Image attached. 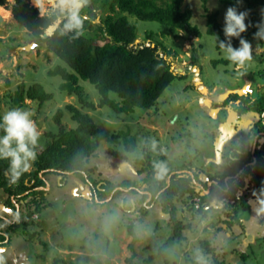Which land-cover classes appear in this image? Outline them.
I'll return each mask as SVG.
<instances>
[{
  "label": "rangeland",
  "instance_id": "rangeland-1",
  "mask_svg": "<svg viewBox=\"0 0 264 264\" xmlns=\"http://www.w3.org/2000/svg\"><path fill=\"white\" fill-rule=\"evenodd\" d=\"M29 1L42 14L54 11L48 0H45L44 5L47 10L38 7L37 0ZM14 4L12 1L8 9L3 7L8 11L0 9V118L13 108L30 112L40 132L36 147L39 148L45 145L46 132H58L54 117L59 110L64 111L62 122L69 130L77 127L67 108L68 105H74L90 114L96 125L104 131L105 139L97 154L87 163L90 169L85 174L87 179L78 176L72 179L73 188L79 189L76 191L77 196L84 195L83 200L86 199L83 208L78 206L79 202L72 190L64 192L63 188L53 184L52 190L45 191L44 195L29 196L30 191L26 192L23 201L17 199L18 204L11 198L9 205L14 210L11 209L8 216L13 224L4 223L10 241L3 244L8 248L10 260H5L7 262L4 264H95L83 262L81 258L86 256H93L102 264H198V256H202L207 264H264V212L259 211L261 200L255 197L256 189L248 183L249 178L246 187L238 189L236 201L229 189L222 193L215 190L212 194L213 189H207V184L215 176L237 177L236 170L227 164V153L235 145L244 146L242 132L239 135L236 132L231 139L223 142L220 148L223 152L215 154L216 125L225 119L224 114L228 110L222 109L219 112L215 105L223 101L213 103L212 98H221L220 93L231 90L224 96L225 101L238 95L233 89H240L243 94L239 95L241 98H238V102L245 99L254 102L264 93V45L260 40L246 39L252 45L253 58L245 66L237 67L231 62H225L228 60L226 55L217 48L215 37L208 34L207 15L217 14L218 22L224 28V18L229 7L219 0H184V6L188 5L194 10L192 24L199 28L200 37L183 31L169 33L164 24L129 16L130 22L137 26L136 44L144 41L150 44L148 36L152 34L160 51L165 47L170 53L164 56L171 64V70L183 78H176L153 107L136 108L130 114H117L108 106L88 109L80 104L77 97L69 96L60 89L63 79L48 73L59 65L68 67L67 63L48 52L45 45L38 44L27 29L14 20ZM236 9L248 14L244 2H240ZM94 14L95 23H99L101 12L96 10ZM59 22H56V27ZM31 42L38 45L30 51L19 50V47ZM22 83L27 87L40 83L54 98L43 105L29 99L18 105L14 97ZM80 85L89 96V101L99 105L101 96L95 86L84 80H80ZM200 86L211 90L218 86V94L208 92V89L204 91L206 94H202L200 90L203 91V87ZM110 97L119 103L122 101L115 93H111ZM235 102L229 105L235 107ZM214 114H219L216 119L218 121L212 118ZM261 116L258 113L253 123L243 129L244 132L250 131ZM254 138L246 141L247 144H255ZM128 143L134 146V151H128ZM259 144L264 150V136ZM146 154L154 164L163 161L175 168H187L182 171L197 175L206 183L203 190H197L195 196L202 198L201 212L192 204L195 198L186 196L174 199L175 218L185 227L180 237L175 235L176 225L171 215L163 212L159 204L147 203L148 212L142 211L145 204L140 194L125 190V194L123 192L116 197L111 193L113 197L107 201L103 200L104 196H99L103 198L99 200L94 194L96 185H91L94 181L120 183L122 179H144L146 174L141 172L143 165L138 161L145 159ZM34 169L32 164L27 173L13 182L16 183L9 193L0 189V203H3L0 208L7 206L8 197L18 196L16 191L20 181L27 180L28 174ZM132 169L137 171V175H134ZM235 183L236 180L231 185ZM62 194H65V198L61 197ZM123 196L125 203H122ZM66 200H70L67 206ZM33 202L41 207H36L37 204ZM232 204L234 207L231 208ZM19 206L22 211L18 213L15 208L18 210ZM235 216L239 222L230 226ZM130 225L138 237L133 250L130 247L133 240L129 232ZM1 238L3 236L0 232Z\"/></svg>",
  "mask_w": 264,
  "mask_h": 264
},
{
  "label": "trees",
  "instance_id": "trees-1",
  "mask_svg": "<svg viewBox=\"0 0 264 264\" xmlns=\"http://www.w3.org/2000/svg\"><path fill=\"white\" fill-rule=\"evenodd\" d=\"M219 1L225 6L235 8L239 6L240 2H244L248 8L245 20L248 25L247 31L242 33L240 38H233L232 46L238 48L240 46L239 39H254L255 33L258 31L257 25L264 22V0ZM3 7L9 8L8 0H0V9L8 11ZM96 10L101 12L99 23H95L94 13ZM12 12L14 20L27 29L38 44L45 45L48 52L55 54L67 63L68 67L59 65L48 73L50 76H60L63 79L64 82L60 86L62 91L69 96L77 97L80 104L88 109L96 110L97 107L108 106L117 114H130L136 108L153 107L176 78H183L171 70V64L164 56V54L169 56L170 53L165 47H163V51H160V46L153 41L152 34L148 36L150 44L145 41L136 44L138 40L137 26L130 22L129 16L141 21L164 24L168 27L169 33L177 34L178 31H183L194 37L201 36L199 28L192 24L194 10L188 5L184 6V0H90V4L81 13L88 19L84 23V34L78 39L74 38V32L63 31V18L55 10L42 14L40 9L34 7L29 0H15ZM207 19L208 34L217 36L220 41L226 42L224 28L218 22L217 14H209ZM59 20V26L56 29V22ZM45 32L54 33L47 38H42ZM260 42L264 45V40H260ZM217 48L220 50L218 42ZM225 62L229 63L230 61L225 60ZM80 80L88 81L95 86L101 96L99 105L89 101V96L85 94ZM198 85L201 83L198 82ZM202 90L205 91L204 87ZM111 93L117 94L122 101L119 103L112 99ZM239 97V95H234L223 101L222 104L215 106L216 108L227 106ZM53 98V94L46 92L40 83L29 87L22 83L15 93L14 102L22 105L26 99H29L43 105ZM243 101L244 104L237 107L240 114L264 113V93L254 102L249 99ZM67 108L72 113L71 118L77 123V127L69 130L62 122L64 111L59 110L56 113L54 120L58 126V132L45 133L47 138L45 145L35 149L37 152V158L33 163L35 169L28 174L27 180L20 181V187L16 191L18 195L28 191H30L29 196L44 195L45 190L35 188L46 187L43 178L47 174L60 176L61 182H65L70 174L86 178L85 174L90 170L87 168V163L92 156L97 154L105 139V134L102 128L96 125L90 114L82 112L74 105H68ZM2 135L3 131L0 130V136ZM131 143H128L127 149L132 152L134 146ZM240 150L243 153L233 151L228 154L231 156L229 163L232 169L236 168L237 172L242 171L240 178L232 186L233 180L226 182L227 176L223 175L219 177V183L213 186V191L217 190L222 193V188L229 189L234 198L238 189L244 187L245 177L248 176L256 188V197L264 201V160L259 151L253 154L242 148ZM254 157L258 159L255 164H253ZM138 163L143 165L141 172L146 174L144 179L140 181L127 179L120 183L90 182L91 185H96L94 194L98 197L104 196V199L99 197V200H105L111 193H114L113 196L116 197L128 188H132L131 192H136L133 188H138L137 191L145 189L152 195L151 204H159L163 212L171 215L176 225L175 235L180 237L185 227L181 226L175 218L174 199H183L186 196L191 199L195 198L199 191L197 183H200L197 175L182 171L188 170L187 168L180 169L167 165V174L163 179L158 180L155 164L148 154ZM8 167L9 161L0 160V189L6 193H9L12 185L16 183H13L14 181L8 175ZM147 198L146 194L142 196L141 200L145 201ZM234 200H237L236 197ZM33 204H37L38 208L41 207L38 203L33 202ZM230 207L232 208L234 205L232 204ZM190 208L193 207L190 206ZM200 208L202 207L200 206ZM200 208L199 212L202 211ZM142 211L148 212L146 207H142ZM236 222H239V219L235 216L229 225L232 226ZM129 232L133 236L130 243L133 250L138 237L132 225L129 226ZM4 240L5 236L1 238L0 242ZM207 248L212 251L208 245ZM154 258L151 257V259ZM81 260L85 263L102 264L99 259L93 256L82 257Z\"/></svg>",
  "mask_w": 264,
  "mask_h": 264
},
{
  "label": "clouds",
  "instance_id": "clouds-1",
  "mask_svg": "<svg viewBox=\"0 0 264 264\" xmlns=\"http://www.w3.org/2000/svg\"><path fill=\"white\" fill-rule=\"evenodd\" d=\"M48 3L62 16L64 32H74V38L77 39L84 34V23L88 18L81 13L90 4V0H48ZM37 5L42 10H47L44 6L45 0H37ZM246 18V12H238L235 7H229L226 10L223 29L226 42L220 41L215 36L226 58L237 67L245 66L253 58L252 45L246 39H239L238 48H234L231 43L233 38H240L241 34L247 31ZM257 28L254 39L264 40V22L257 25ZM0 130L3 131V135L0 136V160L9 161L8 175L15 181L27 173L35 162L37 158L35 149L40 132L32 119V114L21 108H13L3 114L0 118ZM153 148H155V142H153ZM154 168L158 180L163 179L167 174V164L163 161L155 163ZM260 203L259 211L264 212V201ZM197 259L198 264H207L202 256H198ZM0 264H4L3 258H0Z\"/></svg>",
  "mask_w": 264,
  "mask_h": 264
},
{
  "label": "crops",
  "instance_id": "crops-1",
  "mask_svg": "<svg viewBox=\"0 0 264 264\" xmlns=\"http://www.w3.org/2000/svg\"><path fill=\"white\" fill-rule=\"evenodd\" d=\"M262 50H264V48L262 47ZM207 88V87H206ZM208 89V88H207ZM218 89H219V87L218 86H214L213 88H212V90L209 88L208 89V92H213L214 94H218ZM250 90H251V93H252V90H253V86H251L250 87ZM231 90H228V92H230ZM234 93H238L239 95H242L243 93H241V91H240V89H233L232 90ZM217 92V93H216ZM227 92V93H228ZM227 93H220V94H222L221 95V98H218V97H216V99H213L212 98V102L213 103H219V101H224V99H225V95L227 94ZM219 96V95H218ZM239 102H237V104H238ZM236 105V104H235ZM228 107V108H227ZM226 108L225 107H218V108H215V109H219V112L222 110V109H226V110H228V112L226 113V114H224V117H225V119H223V120H221V121H219L218 122V124L216 125V129H215V142H214V145H215V148H214V145H212V148H214V151H215V154L217 155V154H219V153H222L223 152V149L221 150L220 148H222L221 146H222V144H223V142L224 141H226V139H231V137H233V135H235L236 134V132H238V135H239V133L240 132H244V128H246L247 126H249V125H251V123H253V121L256 119V117L258 116V113H256V112H248L247 114H244V115H242L241 117L240 116H238V114H237V111L235 110V107L232 105H228ZM207 109H210V108H208L207 107ZM219 115V114H218ZM218 115L216 116L215 114H214V116L212 117V116H210V117H212V118H214L215 119V121H218V120H216V119H218ZM221 115V114H220ZM230 116V118L228 117V116ZM244 129V130H243ZM261 135L262 136H264V132H261ZM257 139H258V137L256 136V138L254 139V143L256 144V142H257ZM230 143H232V142H230ZM254 144V145H255ZM251 145V144H250ZM253 146V145H252ZM223 147H224V145H223ZM218 158H219V156H218ZM220 158H221V156H220ZM215 159V158H214ZM219 160V159H218ZM129 163H131L133 166H135L134 164H133V162H131V161H129V160H127ZM128 167V166H127ZM135 169H132V171L134 172V175H137V171L135 172L134 171ZM139 170V169H138ZM123 171V170H122ZM121 171V172H122ZM124 172H122V174H123ZM139 174V173H138ZM47 176H49V177H47ZM56 174H47L43 179H44V181H45V183H46V187H40V189H42V190H45L46 192H49V191H51L52 190V184L53 185H55V186H57V187H61V188H63L64 189V192H70V190H72L71 192H73V194H74V196H75V199H76V201L77 202H79L78 203V206H81L82 208H83V205H84V203L86 202L85 200H83V196L84 195H81V196H77L78 194L76 193V191L78 192V187L75 189V188H73L74 186L71 184L72 183V179L75 177V178H77L76 177V175H71L70 174V176L69 177H71V179H67L68 180V186H67V180L64 182L65 183V185H63L62 183H61V180H62V178H60L59 176H57ZM60 180V181H59ZM123 180H127V179H122V181ZM129 180H133V179H129ZM75 181V180H74ZM121 181V182H122ZM199 181H201V182H203V180H200L199 179ZM111 182V181H110ZM112 183H114V182H112ZM213 183V182H212ZM61 184L63 185V186H61ZM198 185V188L200 187V188H203V185L201 184V183H197ZM214 184V183H213ZM60 185V186H59ZM208 185H209V189L208 190H211V188H212V186H211V182L210 183H208ZM199 188V189H200ZM37 189H39V188H37ZM133 189H135L136 190V192H131V193H135V195L136 194H140L141 196V199H142V196L143 195H148V198L144 201V204L145 205H143V207H146V209H149L148 208V206H146V204L147 203H151V200H152V195H149L148 193L149 192H147V191H145V189H140V190H138L137 191V189L138 188H133ZM49 190V191H48ZM123 190V189H122ZM125 190H127V191H132V188H128V189H125ZM125 190H123V192H124V194L126 193V191ZM4 194V193H3ZM25 194V193H24ZM24 194H19L18 196H17V198H15V197H8V201H7V206L5 205L3 208L1 207L0 208V232H1V234H2V236H4L5 235V237H6V239L4 240V241H2V242H0V251H2V253H1V255H0V258H3V260H4V262H7V261H5V260H10V259H8L9 257H8V254H9V252H7V250H8V248L7 247H5L3 244L5 243V242H9L10 241V238H9V236L7 235V232L5 231V228L6 227H4L5 226V224L4 223H8V224H13L12 222H11V218H9V216L8 215H10V212L12 211V210H14V209H12L11 207H10V205H9V201H10V199L12 198L15 202H16V204H18L19 203V200L17 201V199H20V200H22L23 201V196H24ZM123 194V193H122ZM63 196H61V197H64L65 196V194H62ZM113 195H114V193H113ZM60 197V198H61ZM113 197V196H109L107 199H105L106 201L107 200H109V199H111V198ZM65 198V197H64ZM64 198L62 199V200H64ZM123 199H122V203L124 202L125 203V196H123L122 197ZM82 199V201H80ZM127 200V199H126ZM68 201H70V200H66V202H65V206H67V202ZM84 202V203H83ZM141 202V201H140ZM1 203H2V201H1ZM0 203V205H3V203L1 204ZM152 204H156V203H152ZM122 206H125L124 204L122 205ZM12 209V210H11ZM15 210L19 213V212H21L22 211V208L19 206L18 207V210L15 208ZM3 222H2V221ZM4 229V231H3V229ZM12 229V228H11ZM9 238V239H8ZM3 248V249H2ZM8 253V254H7Z\"/></svg>",
  "mask_w": 264,
  "mask_h": 264
},
{
  "label": "flooded vegetation",
  "instance_id": "flooded-vegetation-1",
  "mask_svg": "<svg viewBox=\"0 0 264 264\" xmlns=\"http://www.w3.org/2000/svg\"><path fill=\"white\" fill-rule=\"evenodd\" d=\"M238 94V93H237ZM239 95V94H238ZM235 101H237L238 102V99L237 100H235ZM237 102H235V103H237ZM244 101L242 100V102H239L236 106H235V110L237 111V114H238V116H242V115H244V114H247V113H244V114H240L239 112H238V109H237V107H239L241 104H244L243 103ZM228 106V105H227ZM227 106H223V107H227ZM262 116H261V118H259V120H257L256 121V123H254V126L250 129V131H246V132H243L242 133V135L244 136L243 137V145L244 146H238V145H235L234 147H232L230 150H229V152L227 153V164L229 165V167L232 169V167H231V165H230V163H229V158H231V156H229L228 154L229 153H231V152H233V151H235L236 153H243L242 152V150H240L241 148L243 149V150H245V151H249V152H252L253 154H256V152L257 151H259L260 152V155H261V157L263 158V160H264V150H262L261 149V147H259L260 146V139L263 137L262 135H261V132H264V130H263V128H264V113L263 114H261ZM262 126V127H261ZM256 136L258 137V139H257V142H256V144L254 145V144H251V145H249V144H247V142L246 141H248L251 137H255L256 138ZM254 138V139H255ZM254 139H253V141H254ZM253 145V146H252ZM258 162V159H257V157H254V162H253V164H255V163H257ZM232 170H236V168H233ZM241 172L242 171H240V172H237L236 171V175H237V177L236 178H232L230 175H226L227 177H226V179H225V181L226 182H228V181H231V180H236V182L238 181V179L240 178V174H241ZM221 176H223V175H220V176H215V177H213L212 178V181H211V183L213 182L214 184L212 185V189H213V186L214 185H216V184H218L219 183V177H221ZM215 178V179H214ZM228 178L230 179L231 178V180H228ZM247 178H249V184H253L254 185V183L250 180V177H245V185H244V187L243 188H245L246 187V184H247ZM198 179H199V177H198ZM200 183L204 186V185H206V183H202L201 181H200ZM210 183V182H209ZM236 184V183H235ZM207 189H209L210 187H209V185L207 184ZM255 187V186H254ZM200 188V187H199ZM204 188V187H203ZM203 188H200L199 190L201 191V190H203ZM256 189V188H255ZM222 190H225V189H223L222 188ZM227 190V189H226ZM95 191V190H94ZM204 191H206L205 189H204ZM213 191V190H212ZM95 193V192H94ZM257 193V192H256ZM212 194V193H211ZM95 196H96V194H95ZM255 197H256V195H255ZM257 198V197H256ZM257 199H259V198H257ZM260 200V199H259ZM201 201H202V198H201ZM262 201V200H261Z\"/></svg>",
  "mask_w": 264,
  "mask_h": 264
},
{
  "label": "water",
  "instance_id": "water-1",
  "mask_svg": "<svg viewBox=\"0 0 264 264\" xmlns=\"http://www.w3.org/2000/svg\"><path fill=\"white\" fill-rule=\"evenodd\" d=\"M9 2H15V0H8ZM59 26V25H58ZM58 27H56V29H57ZM55 29V30H56ZM53 34V33H52ZM52 34H48L47 32H45V34L42 36V38H47L48 36H51ZM38 44L36 43V42H31V43H29L28 45H26V46H24V47H19V50L20 51H30V49L32 48V47H36ZM204 90H207V88L205 87L204 88ZM200 92L202 93V94H206V93H204V91H201L200 90ZM208 93V92H207ZM149 195H151L150 193H148Z\"/></svg>",
  "mask_w": 264,
  "mask_h": 264
},
{
  "label": "built area",
  "instance_id": "built-area-1",
  "mask_svg": "<svg viewBox=\"0 0 264 264\" xmlns=\"http://www.w3.org/2000/svg\"><path fill=\"white\" fill-rule=\"evenodd\" d=\"M193 204L196 206L197 209H199L201 206V198L197 197V198L193 199Z\"/></svg>",
  "mask_w": 264,
  "mask_h": 264
}]
</instances>
